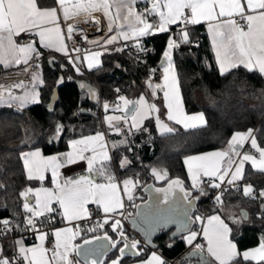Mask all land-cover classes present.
Wrapping results in <instances>:
<instances>
[{"label":"snow or ice","instance_id":"obj_1","mask_svg":"<svg viewBox=\"0 0 264 264\" xmlns=\"http://www.w3.org/2000/svg\"><path fill=\"white\" fill-rule=\"evenodd\" d=\"M144 2L146 4L150 2L151 8L145 7L142 11H138L136 7L138 0H53L51 6L42 5L40 0H0V64L19 65L23 63L27 65L34 53L39 58L40 53L37 52L35 42L24 45L17 43L16 38L21 34L38 36L39 43L44 48H54L55 51L63 52L67 56V46L59 25L61 14L64 21L85 15L92 18L95 23H99L93 13L101 12L108 17V30L111 32L113 25L117 28V35L111 36L105 41V44H113L119 38L134 39L137 41V48L141 51H147V49L141 48L138 42L141 37L149 36L153 32H169L171 25L182 23L186 29L188 25L206 21L221 74L242 65L249 71H258L264 75V0H144ZM149 16H154L157 19L154 22H149ZM118 21L119 23H117ZM185 29H181V41L191 43L189 33ZM73 31L74 26L69 24L67 27L68 38H71ZM178 47H180V43L169 38L162 60V65H166L163 68V84L154 85L151 79L146 83L152 90L153 96L156 95L157 89L163 91L169 121H175L177 124L183 123L185 127H192L195 125L189 124V121L205 123V119L202 113L195 116L185 115L180 105L172 58L173 49ZM74 50L80 51L75 47ZM116 51H123V49L117 48ZM100 55L101 53L96 52L84 57L88 61L89 69L99 66ZM69 62L73 63L74 67L76 66L71 57H69ZM76 70L79 72L78 67ZM155 71V69H150V73ZM38 79L39 77L33 73L32 80L37 81ZM40 83L43 81L40 80ZM81 86L86 87L85 85ZM14 87H23V82L14 85ZM34 88L35 85H33V92H26L23 96H14L9 93L7 99L18 102L21 106L29 101L38 102L39 93L35 92ZM3 99L5 97L2 86H0V100ZM118 99L123 102V110L131 115V123L129 124L126 117L106 116L109 128L114 129L117 134L121 132L119 126L121 119L128 127L129 132L132 129L146 130L141 129L143 121L153 113L160 111L144 96L135 102L129 101L123 95ZM129 105L132 107L129 108ZM108 108L109 104L105 103V111ZM119 108L120 106L117 105V109ZM113 121L117 123L113 124ZM156 123L162 130V134L173 131L160 120L158 115ZM61 131L62 126L57 125L55 129L57 137ZM249 140L251 147L259 153V160L253 155L245 153L236 164L233 154L240 156L237 146L243 147ZM127 143V137H125L119 144H113L112 147L116 148ZM69 147L71 149L69 152L48 157L43 156L39 150L22 154L27 169V178L43 182L45 173L50 170L54 187L28 188L20 193V196L23 197L22 208L25 213L23 221L13 225L9 219H0V237L15 230H23L38 232L37 239L40 241L33 247H25L23 240L15 241L18 253L14 252L12 256L5 255L3 246H0V264H73L69 257L71 251L77 250V246L73 245L71 241L79 235V231H73L72 228L54 230L55 244L49 249L44 246L48 233L39 231V227L43 226L45 222L51 223L56 215H60L68 221L90 219L94 211L88 207L89 204H96L98 206L96 211L102 209L105 214L103 222H97L90 231L103 228L105 224H108L112 219V216L108 214H113V216L117 213L124 214L119 211L124 208V203L118 194L119 185L111 168L113 157L107 151L104 134L97 132L94 136L71 140ZM78 161L86 162V175H80L77 178L60 177L61 168ZM246 161H250L258 171L264 172V148L258 145L251 129L246 133L234 134L229 141L228 151L189 157L185 163L188 165V171L193 181L192 187L199 189L200 195H206L204 189L200 188L198 178L201 173L207 177H216L221 183L230 175L227 183L231 185L243 178V167ZM129 163L127 157L120 158V167L123 168ZM234 164L236 166L233 170ZM153 175L157 179H164L167 177V172L161 174L153 169ZM97 178L105 182H98ZM122 183L124 192L128 194V199L132 200L131 191L136 182L132 179H125ZM210 186L220 188L221 185L212 183ZM173 187L180 188L189 207H192L194 201L199 198L193 197L191 192L185 191L182 181L177 179L170 182L167 189H157V191L164 192L163 202L165 205L168 204V193ZM243 194L246 197L256 198L251 185L244 187ZM30 196L35 198L34 203L29 199ZM221 196L222 193L215 197L217 203H222ZM259 196L264 197V191H261ZM54 205H58V208ZM161 211L167 210L161 209ZM195 219L200 220L201 217L197 216ZM208 225L204 228L203 235L207 240V252L216 264H243L246 261H256L257 264H261L264 262V238L261 239L257 248L240 253L236 245L228 239L231 229L219 216L209 217ZM111 228L124 241V248L119 249L121 256L124 255L125 248H137L139 242L132 241L129 244L119 219H112ZM196 236V232H191L186 237L187 243L192 244ZM104 239L111 241L113 248L120 243L119 240H111L107 233H105ZM85 243H90V241H85ZM196 248L203 251V247L199 244L196 245ZM77 254H79L78 250ZM93 264H97V262L93 261ZM112 264H120L119 259L113 260ZM144 264H165V261L153 253Z\"/></svg>","mask_w":264,"mask_h":264},{"label":"trees","instance_id":"obj_2","mask_svg":"<svg viewBox=\"0 0 264 264\" xmlns=\"http://www.w3.org/2000/svg\"><path fill=\"white\" fill-rule=\"evenodd\" d=\"M40 3L46 6L52 4V0H40ZM201 29L202 25H188L185 30L188 31L189 38L199 39L193 44L180 40V47L173 49L172 58L185 111H202L205 123L194 127H183L175 123L171 133L162 134L156 130V118L151 116L141 125V129L146 130H125L113 139L109 132L106 133L107 138L112 141L119 140L123 134L127 137L128 143L113 148L112 153L119 175L132 176L138 181L136 187L140 193L136 200L146 198L142 187L149 181L161 184L171 178H178L189 187L183 156L223 148L229 143L234 131L251 129L258 145L264 148V75L258 71H249L242 65L221 74L206 35L200 34ZM179 36L181 38V31ZM169 38L172 36L167 32L144 38V43H150L152 50L143 60L134 59L121 45L103 49L99 66L87 69L91 75L80 70L77 72L67 58L44 52L41 61L33 64L30 69L31 77L33 73L39 77L37 81L32 80V85H35L39 93L38 102L22 107L13 102L0 105V218L18 212L21 206L19 192L34 182L25 174L22 150L38 146L45 153L61 152L66 148L69 138L100 128L96 115L98 91L101 100L111 104L118 100L119 94H123L129 101L135 100L137 94L146 91L148 68L162 64L164 48ZM117 48L123 51H116ZM90 87L93 88L92 91ZM101 108L104 112L103 104ZM57 125L62 126L58 137L55 132ZM26 126H31L32 129L29 130L34 131V140L30 143L20 141ZM248 143L250 144V140ZM122 153L130 161L123 168L117 162ZM153 169L162 173L166 171L167 177L156 180ZM246 177H251L260 191L264 189V172L250 171ZM188 190L193 197H199L194 201V210L197 211L206 195H200L199 190ZM221 200L222 203L241 201L240 206L248 210V217L250 213L255 219L251 224L240 222L236 228L233 226L234 219L229 220L233 226L231 235L238 250L264 238V197L253 199L244 196L240 187H229ZM107 228L110 229V225ZM104 230L99 228L96 233ZM11 241L8 240L3 245L7 254L12 251ZM153 242L169 257L176 255L178 259L184 252V240L180 236L168 237L167 231H159ZM147 247L149 246H141L142 253ZM115 255V252L110 253L109 258Z\"/></svg>","mask_w":264,"mask_h":264},{"label":"crops","instance_id":"obj_3","mask_svg":"<svg viewBox=\"0 0 264 264\" xmlns=\"http://www.w3.org/2000/svg\"><path fill=\"white\" fill-rule=\"evenodd\" d=\"M141 3V6H138V4ZM52 4H53V0H52ZM52 4L50 5H46V6H51ZM138 4H137V10L138 11H142L145 7L147 8H151V3L148 2L147 4L144 2V0H138ZM101 13V12H100ZM103 15V13H101ZM104 19L107 23V28L105 30V32L103 34H100V35H94V36H91L89 38V44L86 48V50L80 55L79 57V60H80V63L83 67H85L86 69H89L88 67V61L84 59V57L86 55H91L92 53H96V52H99L101 53L103 49H107V48H110V47H116L118 45H120V42L121 41H124L123 38H119L115 43L113 44H105V41L107 39H109L111 36H114V35H117V28L115 25H113V30L110 32L108 30V25H109V20H108V17L104 16ZM61 18H62V14H61ZM157 18L155 17L154 18V21L156 20ZM153 21V22H154ZM119 23V21L117 22ZM60 25V24H59ZM196 25H202L203 26V29L205 31V35H206V38L209 42V45H210V48H211V51H212V55H213V59L215 61V64L217 66V69L219 70V64L217 63V60H216V55H215V50L212 46V38H211V35L208 31V23L206 21H202L201 23L199 24H196ZM172 26V25H171ZM61 27V26H60ZM156 33H159V32H153L152 34H156ZM151 34V35H152ZM147 36L145 37H141L139 38V41L143 40L144 38H146ZM134 40V39H133ZM136 41V40H135ZM138 41V42H139ZM30 42H35V47L37 49V52H48V53H51V54H54V55H57L58 57H62V58H67L65 56V54L63 52H57L55 51L54 48H44L42 45H40L39 43V37L38 36H35L33 35V38H32V41ZM98 42V43H97ZM137 42V41H136ZM29 42H25V43H18L20 45H24V44H27ZM168 43V41H167ZM167 43L165 45V48H164V51L166 50L167 48ZM164 53V52H163ZM36 57V54L34 53L33 54V58L34 59ZM31 59V60H32ZM68 59V58H67ZM31 60H29L28 64L25 65L23 63L19 64V65H16V64H9V65H5V64H0V81L2 80H8V79H14V78H17V77H20L23 73L25 72H28V78L27 80H25L23 82V87H20L18 89L15 90V92L12 94L14 96H20V93L27 87H32L33 88V85H32V77H31V74H30V69H31V66L35 63H39V62H35L33 64H31ZM69 60V59H68ZM101 63V55L99 56V64ZM164 66L166 65H162L161 64V68H162V72H163V76H164ZM96 67V66H95ZM93 67V68H95ZM25 69H27V71H25ZM92 69V68H91ZM175 70V69H174ZM220 71V70H219ZM176 75V73H175ZM163 84V78H162V83ZM176 87L178 88L177 86V83H176ZM91 91L93 90L92 87L89 88ZM37 91V90H36ZM179 91V90H178ZM8 93H5L4 94V97L5 99H7L8 97ZM123 94H119V96H121ZM118 96V97H119ZM124 96V95H123ZM141 96H144V98L149 102V103H154L157 108H159V112L158 113H153L151 116L152 117H155L158 115L160 120L166 124L169 128L173 129L174 128V125H175V121H169L167 119V108L165 107V101H164V93L162 90L160 89H157L156 90V95L153 96L152 94V90L148 87V85L146 86V91L145 92H141L139 94H137V96L135 97V100L134 101H138L140 99ZM97 97H98V94H97ZM8 100V99H7ZM179 100H180V105L182 107V110L184 112L185 115L187 116H195V115H198V114H201L202 111L200 110H195V111H185L184 109V106H183V103H182V100H181V97L179 95ZM10 101V100H9ZM98 101V100H97ZM2 102V100H0V103ZM107 103V102H103L101 100V105ZM28 104V103H27ZM109 104V110L110 112L108 113H102V118H101V122H102V126H100V128L94 130V131H91V132H88V133H84V134H80V135H77V136H74V137H71L67 140V146L66 148L61 151V152H49V153H45L41 147H38V146H33V147H29V148H26V149H23L22 152H21V157H22V154L23 153H29V152H33V151H37L39 150L41 152V154L45 157H48V156H54V155H60V154H63V153H66L69 151V142L73 139H82V138H85V137H88L90 136L91 134H94L95 132L97 131H103L105 132V135L107 132H109L111 134V138L113 139L117 133L115 132L114 129H110L109 126H108V123L105 119L106 116H115V117H126L129 121V124L131 123V115L128 114V115H125V113H120L118 112L117 110H114V108L117 106V104H119V99L114 103V104H111V103H108ZM26 105V104H25ZM203 114V113H202ZM149 116V117H151ZM148 117V118H149ZM144 122V121H143ZM117 122L116 121H113V124H116ZM189 124H193L195 126H198V125H202L203 123H200L199 121H189L188 122ZM143 124V123H142ZM177 124V123H176ZM183 127L184 124L181 123L179 124ZM119 126L121 128V132L119 133L122 134L126 131H128V127L124 124L123 122V119H121V121L119 122ZM194 127V126H192ZM134 130V129H132ZM156 130L159 132V133H162V130L158 127L157 123H156ZM129 132V131H128ZM247 131H234L230 138H229V141L231 140L232 136L236 133H246ZM124 136L119 137V140L117 141H112L111 139L107 138V142H108V145H107V151L109 153L110 156L113 157V153H112V145L113 144H119L120 141H122L124 138H125V134H123ZM229 150V143L223 147V148H212V149H208V150H204V151H200V152H196V153H191V154H187L185 156H183L182 158V161H183V165H184V168H185V173H186V179H187V182H188V185L189 187H187V185L185 184V181H182L181 179H179L180 181H182V186L183 188L185 189V191H189L188 188L192 189L191 187V181H192V178L189 174V171H188V165L185 163V160L189 157H195V156H201V155H207L209 153H213V152H217V151H228ZM245 153H248L250 154L249 152L247 151H243L238 160L236 161V164H238L239 160L242 158L243 154ZM252 155V154H251ZM121 157H127V159L129 160L128 156L125 154V153H122L119 157H118V165L120 166L119 164V161H120V158ZM256 159L259 157H256L254 156ZM23 162V161H22ZM235 165H233V170L235 169ZM23 167H24V171H25V174L27 175V169L25 168V165H24V162H23ZM86 168H87V164L85 161H78L77 163L73 164V165H68V166H65L63 168L60 169V177L61 178H64V177H67V178H77L78 176L80 175H86L87 172H86ZM111 168H112V173L113 175L115 176L116 178V182L118 183L119 185V190H118V194L120 195L122 201L123 199H128V194L126 192H124L123 190V183H122V179L121 178H125V179H132L134 182H136L135 184V187L132 189L131 191V195L133 197L131 201L132 203V213L134 214L135 212V206L138 202H140L139 200H136L137 197L139 196V193L137 191V183L138 181L135 180L132 176H122V175H119L118 171H117V165L115 164V161L113 159L112 161V164H111ZM254 170H257L256 168H254L252 166V163L250 161H246L244 163V167H243V178L242 179H245L243 181H246V182H250L252 184V187L253 189L256 188L258 190V197L255 198V199H259V193L261 191H264V189H262L261 191L258 189L257 185L253 182L252 178H247L246 177V174L250 171H254ZM159 173L162 174V172L160 171H157ZM261 172V171H260ZM156 180H158L156 178V176H154ZM229 178H230V175H229ZM178 178H171L169 180H167L166 182L164 183H155V182H152V181H149L147 183H145V185H153L154 187H157L158 189H167L168 186H169V183L174 181V180H177ZM34 182L28 184L22 191H25L26 189L29 188H32V189H39L41 187H45V188H53V184H52V176H51V171H47L45 173V180L43 182L39 181V180H36V179H33ZM98 182H105L104 180L100 179V178H97ZM242 182V181H241ZM145 185L142 187V192H145L144 190H147V188H145ZM242 184L240 183V190H241V186ZM176 188V192H179L181 195H182V200L183 202L185 203L186 206L189 207L188 205V201L184 199V193L180 190L179 187H175ZM146 193V192H145ZM170 194H175V193H172V192H169ZM242 193V192H241ZM243 194V193H242ZM174 198V197H173ZM251 198V197H250ZM29 199L34 203V197L30 196ZM195 203V202H194ZM224 203V202H223ZM218 205V206H217ZM222 203H218L216 204L215 206H213L206 214L205 216L203 217L202 221H201V228H200V234H201V237L203 239V241L205 242V247L203 248V251H200L196 248V245L199 244V242H195L193 240L192 244H188L187 243V240L185 239V234L192 229V227H194V224L196 223V217L197 215L201 216L200 214V211L199 209L197 211L195 210H192V211H186V214H187V222L189 221L190 219V224L188 226H185L184 228H182L181 230H177V229H174L173 227H170L168 230H167V233H168V237H181L184 242H185V247H184V252L185 253L186 251L190 250V249H196L197 251L201 252L203 257L205 258V260L209 263L211 262V264H216V262L214 261V259L209 256L208 252H207V240L204 238V235H203V230L204 228L208 227V218L209 217H212V216H219L221 220L224 221L225 224H227V226L229 227V229H231L230 233H229V236H228V239L232 241V243H235L234 239L232 238V235H231V232L233 231V226L231 225V220L232 218L235 219L236 216L238 217V215H236L237 213L236 212H233L230 214V216H226L223 211H221V207H222ZM96 208L98 207L96 204H95ZM217 206V207H216ZM56 207L58 208V205H56ZM241 209H245L246 210V215L244 217V213H242L243 211H241ZM101 212L102 209L100 210ZM120 211V210H119ZM131 214V215H133ZM243 214V215H242ZM61 217V216H60ZM248 217V210L242 206L240 208V220L242 221L243 219H246ZM61 219L63 220V223L61 225H58V226H55L53 227L50 232H51V236H52V243L51 245H45L44 246L46 248H49L51 249L54 244H55V235H54V230H59V229H66V228H72L73 231H76L74 229V227L71 225L70 221L66 220V219H63L61 217ZM114 219V218H112ZM112 219L109 220V223L108 224H105L103 229H105L104 231H108L109 233H112V228H111V223H112ZM192 221V222H191ZM110 225V229L107 228V226ZM195 228V227H194ZM236 228V227H234ZM179 231V232H178ZM43 232V231H42ZM126 233V231H125ZM177 233V234H176ZM38 232H36L34 234V239L32 241H24V246L25 247H33L35 245H38L40 243V241L37 239V236H38ZM126 235L128 237H130L131 239L135 238V237H131L130 235H128L126 233ZM140 235V234H139ZM82 238H80L78 235L75 237L74 240L71 241V243L73 245H76L77 242H79ZM17 240H22V239H18V238H15L11 241L10 245L12 246V251L10 254H7V251L5 250V247H4V253L5 255H8V256H12L13 255V252H18V246L15 244V241ZM261 242V239L254 245H250V246H247V247H244V248H241L240 250H238V252L240 253H243L244 251H247V250H251V249H254V248H257L259 246ZM200 245V244H199ZM141 246H143L142 244H138L137 245V251L136 253L138 252L139 254L137 255L136 253L135 254H130V253H125L123 256H120L121 258L119 259L120 261V264H144V262H146L147 260H149L152 256L153 253H155L156 255H158L162 260H163V257L161 255V250L160 248H158L156 245L153 247V246H149L147 247V249H145V251H143L142 253V250H141ZM237 247V246H236ZM7 249V248H6ZM160 250V251H159ZM142 253V254H141ZM72 261H73V264H84L83 261L77 256V254H75V250L71 251V254H70V257H69ZM164 261V260H163ZM246 262H256V261H246Z\"/></svg>","mask_w":264,"mask_h":264},{"label":"built area","instance_id":"obj_4","mask_svg":"<svg viewBox=\"0 0 264 264\" xmlns=\"http://www.w3.org/2000/svg\"><path fill=\"white\" fill-rule=\"evenodd\" d=\"M138 6H141V3L138 4ZM93 16L95 17L96 20H99V23H95L92 18L87 17L85 15H79L74 17L73 19H70L68 21H64L63 18H60L59 24L62 28V33L64 35V41L67 46L68 50V55L66 56L68 59L71 57L75 61V67H78L80 71L84 72L85 74L91 75L89 71L83 67L77 59V57H80V55L86 50L88 44H89V38L94 35H100L103 34L107 28V23L103 17V15L100 12L93 13ZM154 16H149L148 20L149 22L154 21ZM89 22H85V21ZM71 24L74 26V31L71 34V38H68V33H67V27L68 25ZM185 26L184 24H176L170 26V30L168 33L169 36H172V39L177 40L179 43L181 38L179 36V32L181 29H184ZM200 34H205L204 29L200 30ZM33 35H27V34H21L20 37H17V43H25V42H30L32 41ZM198 37L190 38L191 43H197ZM139 44L141 48L147 49V51H141L140 49L137 48V42L133 39L129 40H124L120 42V45L125 47L128 51V53L136 60H143L145 55L152 50V45L150 43H144V39L139 41ZM75 48L80 49L79 52L74 50ZM44 55V52H40L39 58L35 57L34 59L31 60V64L35 62H40L42 57ZM73 64V63H72ZM150 69H155L156 71L154 73H150ZM28 78V72L23 73L20 77L14 78V79H8V80H2L0 81V85H2L3 88V94L5 93H11L13 94L16 89L20 87H14V85L19 84L20 82H24ZM162 78H163V72L160 64L153 65L148 68L147 70V80L151 79L152 83L154 85H160L162 83ZM102 105H101V97H100V92L98 91V104H97V122L100 126H102ZM237 150L241 154L243 151H248L250 154L253 156L259 157V153L251 147V145L247 142H245L243 147L237 146ZM239 158V156H236L233 154V159L236 161V159ZM199 181H200V188L204 189V191L207 192L205 199L199 203L198 209L201 214V219L199 223H195L194 227L196 229V239L194 240L195 242H199V244L204 248L205 247V242L203 241L201 234H200V228H201V221L205 214L211 209V207L215 206L218 204L215 200V197L218 194L222 195L226 192V190L230 187L232 189H238L240 186L241 181H235L233 184L229 185L227 183V179L229 177L225 178V181L221 183L216 177H207L204 176L202 173L199 176ZM212 183H220V188H212L210 184ZM193 181H191V187H192ZM192 189H194L192 187ZM199 190V189H195ZM254 194L256 198L258 197V190L256 188L253 189ZM19 192V199L21 202V206L18 210V212L15 215H10L6 216L4 218L0 219H9L10 222L15 225L21 221H23L25 213L22 208V202H23V197L20 196ZM222 197V196H221ZM124 203V208L120 211H122L124 214L119 215L118 213L113 216V214H108L109 216H112L114 219H119L128 232L127 234L130 235L131 237L137 238L139 241L144 244L143 238L133 229L130 227V224L128 222V216L132 214V203L129 199H123ZM56 207V205H54ZM88 207L94 211V214L92 217L81 219V220H73L70 221L71 225L74 227V229L79 231V237L80 238H85L89 235L95 234L99 228H96L95 231H90L97 222H103V219L105 218V214L103 212L96 211V206L95 204H89ZM63 223V220L61 219L60 215H56L55 219L51 223L45 222V224L41 227H39V231H43L48 233L44 244L45 245H51L52 243V236L50 230L58 225H61ZM36 232L33 231H23V230H15L7 235L0 237V246H3L4 243L8 240H13L15 238H20L24 241H32L34 239V234ZM160 251V250H159ZM18 253V252H17ZM161 255L163 257V260L165 261V264H173L176 255L173 257H169L161 252Z\"/></svg>","mask_w":264,"mask_h":264},{"label":"water","instance_id":"obj_5","mask_svg":"<svg viewBox=\"0 0 264 264\" xmlns=\"http://www.w3.org/2000/svg\"><path fill=\"white\" fill-rule=\"evenodd\" d=\"M130 101L135 102L134 100ZM131 107L132 105H129V108ZM124 112L128 113L125 110ZM144 191L146 192V198L136 204L134 214L129 215L127 218L130 227L140 234L145 243L142 244V242L137 238L131 239L128 237L124 231L123 225L122 230L124 235L127 237L129 244H131L132 241H138V244L154 247L155 243L153 242V238L159 231H167L170 227L181 230L190 224V219L187 222L188 217L186 211L188 212L194 210L195 204L192 207H188L183 202L182 196L173 194L171 199L168 200V204L165 205L162 200L164 192L157 191L158 193H156L150 188H147V190ZM153 196H155V200L153 199ZM161 209H166L167 211L162 212ZM241 211H243L242 213H244L245 217L246 210L241 209ZM112 232L113 234L109 233L108 231L95 233L82 238L76 243L75 246H77L79 254H77V250H75V252L84 264H93V261H96L97 264H112L113 260L121 258L119 249L124 248V241L119 237L117 232H114L113 230ZM105 233L111 237V240H119L120 243H118L117 246L113 248L111 246V241L104 239ZM85 241H90V243H85ZM136 251L137 249H132L129 247L124 249V254H135ZM112 252H115L116 255L109 258V254ZM173 264L209 263L205 260L201 252L197 251L196 249H190L185 253L180 254L178 259H176Z\"/></svg>","mask_w":264,"mask_h":264},{"label":"rangeland","instance_id":"obj_6","mask_svg":"<svg viewBox=\"0 0 264 264\" xmlns=\"http://www.w3.org/2000/svg\"><path fill=\"white\" fill-rule=\"evenodd\" d=\"M80 61V60H79ZM34 91L35 92H37L36 91V89L34 88ZM26 92H28V93H31V92H33V88L32 87H27V88H25L21 93H20V96H23ZM9 94V93H8ZM4 95V94H3ZM4 102H13L14 104H16V105H18L19 107H22L18 102H14V101H9V100H7V99H3L2 100V102L1 103H4ZM1 103H0V105H1ZM29 103H31V101H29L28 102V104ZM26 105H27V103H26ZM117 105H119L120 106V108L119 109H117V106L114 108V109H117V111L118 112H120V113H125L124 112V110H123V102H121V101H119V104H117ZM23 106H25V105H23ZM108 112H110V111H105V109H104V113H108ZM129 113H125V115H128ZM29 129H32V127L31 126H26L25 127V134H24V136H23V138L20 140L21 142H24V143H30L31 141H33L34 140V131L33 130H29ZM34 129V128H33ZM36 130V129H35ZM97 132H100V133H103L104 134V137H105V142H106V145H108V140H107V138H106V135H105V132H103L102 130L101 131H97ZM97 132H95L94 134H91L90 136H94V135H96V133ZM73 140H79L78 138L77 139H73ZM251 145V144H250ZM69 151H71V149L69 148ZM68 151V152H69ZM248 152V151H247ZM238 160V158L236 159V161ZM257 160H259L258 158H257ZM22 161L24 162V159H23V157H22ZM239 163V162H238ZM25 165V164H24ZM73 165V164H72ZM235 165V164H234ZM257 177V176H256ZM255 176H254V178H256ZM251 178V177H250ZM262 178V177H261ZM122 179V182L125 180V178H121ZM238 181H242L241 182V192L243 193V189H244V187L245 186H247V185H251L252 186V184L250 183V182H246V181H243V179H240V180H238ZM29 188V187H28ZM145 188H150L152 191H154V192H156V193H158L157 192V187H154L153 185H145ZM253 188V187H252ZM171 192L172 193H175V194H178V195H180V196H182L179 192H176V188L175 187H173V189L171 190ZM163 195H165V194H163ZM171 197H172V194H169L168 193V200H170L171 199ZM153 199L155 200L156 198H155V196H153ZM162 200L164 201V196L162 197ZM223 205H222V207H221V211H223V213L226 215V216H230V214L231 213H233V212H236L237 214L236 215H238V217L236 216V218L233 220V226L234 227H237L238 226V224L240 223V222H245V223H249V224H251V223H254V221H255V219H253V217L250 215V213H249V217H247L246 219H243L242 221L240 220V218H239V216H240V208L242 207V206H240V204H241V201H240V203L239 202H228V201H224V203H222ZM243 204L244 205H246L244 202H243ZM197 216H199V215H197ZM199 217H201V216H199ZM199 221L200 220H197L196 221V223H199ZM231 224H232V222H231ZM191 232H196V229L194 228V227H192V229L191 230H189L186 234H185V239H186V237L187 236H189L190 235V233ZM126 233H128L127 231H126ZM19 239V238H18ZM75 254H76V252H75Z\"/></svg>","mask_w":264,"mask_h":264},{"label":"bare ground","instance_id":"obj_7","mask_svg":"<svg viewBox=\"0 0 264 264\" xmlns=\"http://www.w3.org/2000/svg\"><path fill=\"white\" fill-rule=\"evenodd\" d=\"M0 86H2V85H0ZM3 89V88H2Z\"/></svg>","mask_w":264,"mask_h":264}]
</instances>
